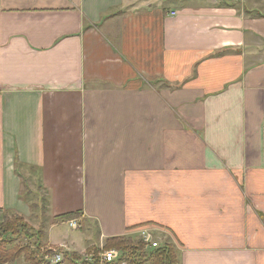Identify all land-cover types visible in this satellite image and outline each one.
Returning <instances> with one entry per match:
<instances>
[{
  "label": "crops",
  "instance_id": "crops-1",
  "mask_svg": "<svg viewBox=\"0 0 264 264\" xmlns=\"http://www.w3.org/2000/svg\"><path fill=\"white\" fill-rule=\"evenodd\" d=\"M255 11L264 0H0V219L85 260L148 229L179 264H264ZM74 210L80 227L55 218Z\"/></svg>",
  "mask_w": 264,
  "mask_h": 264
},
{
  "label": "trees",
  "instance_id": "trees-1",
  "mask_svg": "<svg viewBox=\"0 0 264 264\" xmlns=\"http://www.w3.org/2000/svg\"><path fill=\"white\" fill-rule=\"evenodd\" d=\"M251 11H247L250 13ZM255 16H263L264 13L255 11ZM81 215V210L68 211L56 215L58 220L67 221ZM0 221V264L15 263L19 258L31 264H46L44 255L52 253L51 247L44 249L41 239L43 231L35 229L20 214L4 213ZM26 239L27 243L20 245L14 243L17 239ZM117 249L120 256L114 262L102 264H116L125 261L127 264H179L175 246L169 239H164L157 246H147L140 237L135 239L129 235L109 236L105 239L102 247L91 246L86 254L91 256L85 260L83 256L74 251L63 250V257L66 264H101L98 258L99 253L104 250ZM61 250V249H60Z\"/></svg>",
  "mask_w": 264,
  "mask_h": 264
},
{
  "label": "built area",
  "instance_id": "built-area-1",
  "mask_svg": "<svg viewBox=\"0 0 264 264\" xmlns=\"http://www.w3.org/2000/svg\"><path fill=\"white\" fill-rule=\"evenodd\" d=\"M69 225L71 227H80V223L78 222V218L71 219L68 221ZM140 238L146 242L147 246H157L158 241L154 240V237L152 235L151 230L148 229H140ZM65 245H61L57 248H50L52 253H47L44 255V260L47 261V263L51 264H57L60 263L64 260L63 253L60 249L64 248ZM120 256V252L117 249H109V250H104L101 253H99L98 258L100 263H107V262H114L118 259ZM120 264H126L125 261L119 262ZM118 264V263H116Z\"/></svg>",
  "mask_w": 264,
  "mask_h": 264
},
{
  "label": "rangeland",
  "instance_id": "rangeland-1",
  "mask_svg": "<svg viewBox=\"0 0 264 264\" xmlns=\"http://www.w3.org/2000/svg\"><path fill=\"white\" fill-rule=\"evenodd\" d=\"M33 211H34V213L37 212L36 209H34ZM0 220H2V219H0ZM61 227H62L63 230H69V229H70L66 224L61 225ZM134 238H135V239H138L139 237H138L137 235H135ZM26 241H27L26 239H21V238H19V239L15 240L12 244H9V246H10V245H13L14 243H17V244L20 243V245H22V244H24V243H27ZM47 248H48V246H46V245L44 244V249H42L41 251H43V250H47ZM52 248H53V247H52ZM54 248H57V247H54ZM61 251H63V249H61ZM43 258H44V257H43Z\"/></svg>",
  "mask_w": 264,
  "mask_h": 264
}]
</instances>
